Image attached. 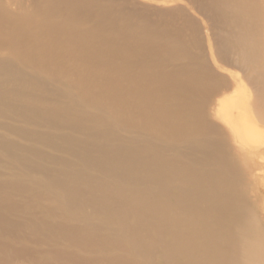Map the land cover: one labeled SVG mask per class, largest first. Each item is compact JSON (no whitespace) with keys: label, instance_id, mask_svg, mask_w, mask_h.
<instances>
[{"label":"bare ground","instance_id":"bare-ground-1","mask_svg":"<svg viewBox=\"0 0 264 264\" xmlns=\"http://www.w3.org/2000/svg\"><path fill=\"white\" fill-rule=\"evenodd\" d=\"M18 101L32 126L5 128L41 145L15 155L67 199L0 211V257L33 232L76 264H264V175L245 173L261 204L232 181L264 160L245 139L264 133V0H0V104Z\"/></svg>","mask_w":264,"mask_h":264},{"label":"rangeland","instance_id":"rangeland-1","mask_svg":"<svg viewBox=\"0 0 264 264\" xmlns=\"http://www.w3.org/2000/svg\"><path fill=\"white\" fill-rule=\"evenodd\" d=\"M34 1L36 3L37 1L40 2V0H34ZM19 108H20L19 101L16 102V104L14 105V108H11L8 105L0 104V199H2V202H0V211H3V212L4 211H15L17 214H19L20 212L27 213V212H31L32 210V212H37L33 214H36L38 218H47L48 210H49L47 208H52V210L55 211L53 213H55L56 215L58 213L59 217H61L64 212V209H63L64 206L63 204L60 203L59 200H57V198L59 197L55 199L53 196H56V194L58 193L61 197L65 199L67 198L60 184L59 183L57 184V182L52 180L51 178L53 177L55 172L47 173L46 175L37 174L33 172V168H32V171H30V167L27 164L23 165L21 162H19L21 158L15 155V150L17 147H19V145L28 144L29 146H33V147L41 145V144L36 145L35 140H32V139L30 140V136L24 135L27 133H22V132L17 133L16 131H14V129L8 130L5 128L8 126L9 127H24L27 124H31L30 126H32V122H30L26 117L17 116L18 114L23 115L19 113V110H17ZM225 111L223 114V120L229 123L231 122L230 124L233 126H237L240 121L239 117L237 118L232 117V116L230 117L229 112L226 111L228 113L227 114ZM225 114H227L229 117ZM226 117H228L229 119H226ZM246 135H248V137H245L246 141L249 142L253 147L264 149V133L260 135H255L257 138H255V136L252 137L249 134H246ZM43 149L46 152H48L49 155H54V154L58 155V153L53 151L52 149H48L47 147H44ZM59 155H61L62 157H66L64 154H59ZM68 159H70V157H68ZM67 166L68 165H65L63 169L64 171L67 170L68 168ZM256 168H258L257 172L264 175V172H263L264 160L263 161L260 160L259 165H256L253 167L244 166L243 168H237V167L234 168L235 170L232 173L233 174L232 181H233L234 188L237 190L239 189L238 190L239 193L243 194V196L245 195L244 196L245 198L249 200L254 199L256 202L259 201L258 203L261 204L260 203L261 200L258 196L260 193L258 181H257V184H255L254 182H248L245 179V173L249 172V170L252 171L253 169H256ZM262 180L264 181V178H262ZM79 190L82 193L85 192L84 189H79ZM47 192L51 193V196L53 198L47 197V200H44L42 206L40 207L39 205H37L38 203L35 202L36 201L35 198L40 196L39 194L47 195L48 194ZM42 198H46V197L43 196ZM78 213L75 214V217L79 216V218L80 217L82 218V216L80 215V212ZM261 222H262L261 224H264V220ZM78 224H79V221H78ZM43 229H45L46 231V226H43ZM29 237H30L29 242L32 243L31 246L27 243L28 244L27 247L30 246L29 255L25 253L24 251L25 250L24 246H26L25 243L24 244L21 243V245L23 246H20V243H19L17 245V246H20V247H17L19 249L12 251L13 253L11 252L6 253L5 254L6 256L3 255L4 257L3 256L0 257V264H10L11 262H17L19 260L20 261L22 260L21 261L22 264H76L74 263V260L72 263L69 262L71 257H74L72 256V254L69 253L70 255H68L67 257V254H64L60 248L57 249L58 246L52 247L48 244V242L42 241L44 239L43 236H39V235L37 236L33 234L32 232V235L29 234ZM52 238L54 239V242H57V243L61 242L59 241L60 239H58L59 238L58 233H55V236ZM117 240L121 242L122 239L118 238ZM71 247L73 248V246ZM77 247L86 249L89 246L80 244ZM55 251H58V252H55ZM97 252H100V251H97ZM61 256L63 257L61 258ZM66 259H69V260H66ZM162 261L164 260L162 259L155 260L156 264H165Z\"/></svg>","mask_w":264,"mask_h":264}]
</instances>
